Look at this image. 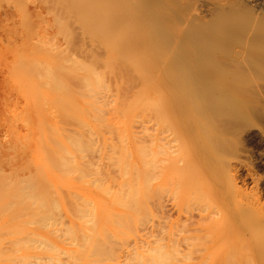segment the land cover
<instances>
[{
	"label": "bare ground",
	"instance_id": "obj_1",
	"mask_svg": "<svg viewBox=\"0 0 264 264\" xmlns=\"http://www.w3.org/2000/svg\"><path fill=\"white\" fill-rule=\"evenodd\" d=\"M10 1L4 0L5 4ZM14 1L18 5L19 2ZM24 1L28 5V0ZM214 1L33 0L34 9H37L35 5L38 6L35 3H39L38 9L42 10L41 14L37 10L38 16L36 12H33L36 15L31 13L30 8L26 12L23 5H18L31 39L29 46L23 45L26 49L30 48L28 53L19 48L22 42H27L26 34L21 36L26 42L23 39L20 43L19 39L17 47L11 45L12 49L16 47L14 51L17 55L14 57L13 53V59H17V64L14 62L16 67L12 73L21 85L19 96L22 90L25 91V95L21 96L23 102L18 101L20 109L18 106L17 109H22L24 113L20 116V111L15 116L12 114L15 119L14 126L13 123L12 127L8 125L11 128H6L4 119L6 126L0 129V147L51 148L50 151L46 149L48 152L40 151V156H45L42 159L43 176L44 171L52 173L47 180L49 185L45 182L42 187L38 184L40 189L38 185L35 188L32 183L35 176L31 173L34 176H29L32 182L23 181V187L19 189L22 191H18L20 194H14L16 189L9 193L10 196L14 194L16 200L24 199L20 202L25 205H22L24 212L26 206L28 212L30 208L32 213L38 210L37 220L31 219V223L27 220L29 224L36 221L37 225L42 222L44 228L56 226L51 231L54 228L57 239L53 241L40 233L28 238V231H25L28 233L25 234L28 236L24 238L26 241L9 238L13 246L18 244L15 251L19 250V253L20 249L33 244V248L40 246L41 250L46 249L43 250L45 255L34 254V251L30 255L7 254L5 258L0 256V264L6 261L10 264L11 261L23 264H42V261L44 264L218 263L212 257L191 263L193 258L178 256L179 248H166L162 245V238H159L161 243L158 239L155 241L152 230L155 180L158 181L159 192L168 189L165 176L160 177L161 165L158 159L154 160L151 131L153 115L160 116L168 109L167 88L179 93L174 98L178 105L174 109L211 117L227 109L226 101L230 97L227 89H215L214 83L239 78L246 80L249 67L253 73L255 69L264 70V0ZM21 3H24L23 0ZM36 16L39 23L34 28ZM33 19L36 21L29 24ZM71 24L83 36V46L77 43L81 47L79 53L78 50H70L77 31L72 28V32ZM10 39V43L15 41ZM1 60L4 61L3 58ZM161 73H165L164 78ZM259 73L257 71L255 76L263 78L264 72L262 75ZM17 109L14 111L17 112ZM7 116L12 121L11 116ZM2 172L0 169V176L5 174V171ZM6 175L9 177L7 183L13 184L15 179H10L12 174ZM10 180L13 182L10 183ZM19 181H22L21 178ZM8 184L5 183V186L9 190ZM5 189L3 191L7 193L4 196H9ZM197 193L195 191V197ZM1 195L3 193L0 194L3 198ZM9 198L11 204L8 200V203L4 201L6 204H1L5 213L19 203V200L16 202L15 198ZM30 204L36 207L32 209ZM200 205V211L205 212L201 217L216 224L218 220L225 221L223 225L228 224L226 221L239 219L247 212L244 209H223L207 201H202ZM216 206L219 209H215ZM260 207L264 208V204ZM218 211L219 219L217 215L215 217ZM161 223L159 221L160 226ZM242 226L244 231L252 229L246 223ZM13 231L9 234H15L16 231ZM4 234L1 235L4 237ZM62 242L70 247H61ZM259 246L264 250V243ZM63 253L67 254L65 260H62L64 255L61 257ZM225 263L228 264L227 261Z\"/></svg>",
	"mask_w": 264,
	"mask_h": 264
},
{
	"label": "rangeland",
	"instance_id": "obj_2",
	"mask_svg": "<svg viewBox=\"0 0 264 264\" xmlns=\"http://www.w3.org/2000/svg\"><path fill=\"white\" fill-rule=\"evenodd\" d=\"M11 1L10 3L8 2L9 3L8 7L10 6ZM16 1L17 3L19 2L18 5H20V7L23 5L24 9L26 8L25 11L30 8V11H32L31 13L36 12L37 14L39 11L41 14L42 12V10L38 9L39 3H35L38 4V6L35 5V8L37 7V9L36 10L34 9V2H36L37 0L36 1L34 0V2L33 0H31L32 2H29L30 0H28L27 3L28 5H25L26 3L24 0H23L24 3H21V0H16ZM215 1L218 2L219 0H215ZM12 2L13 5L11 4V6L8 8L7 7L8 3L5 4L4 0L3 1L0 0V3H2L0 4L1 7L0 23L2 24V26L0 24V31H1L0 54L1 52L3 53V51H5L3 54L4 56L1 54L3 57L0 55V61H1L0 62V68H1L0 69V120L2 119V123H3L2 124L0 122V129H4L6 123H7L6 128L8 127L11 128L12 127L11 123H13L14 126L13 119H15L14 118L15 114L17 115L18 111H20L19 113H21L18 114L19 116L22 115V113H24L22 109L19 110L20 106L18 105H20L19 102L21 101L23 102L22 97L25 95L24 94L25 91L22 90V93L19 96L21 92L20 90L21 85L18 81L15 80V75H13L14 73L13 69L14 67H16V65L13 66V64L14 62L15 64H17V59L15 58L13 59V53L15 54L16 47L17 45H19L18 43L19 39L21 43V40H23L26 37L27 42L25 41V39L23 41H25L27 45L26 43L22 42V44H20L19 47L21 49L23 48L22 51L23 53L29 51L30 49L29 47L27 49L24 47L29 46L30 42L28 43V41L31 40L30 37H28L29 32L26 30L27 27L25 28V25L22 22V18H23L22 11H20L19 9L20 7L16 4L14 0ZM2 12L5 14H3ZM33 14L36 15L35 13ZM210 18L211 17L209 16V19ZM34 19L32 21L30 20L29 24L34 23V21H36ZM36 22L37 23H34L33 26L34 28H37L35 26H37L36 24L39 23L38 19ZM72 23L75 26V23L74 22ZM73 24L71 25L73 26ZM72 26L70 29L74 28V26L73 27ZM77 28H74V30L77 31L76 34L74 35L75 39L73 40L71 46L72 48L70 47V50L74 51L75 49L78 50L77 53H79L80 52L79 50L81 49L80 45L83 46V36H81L82 33ZM12 31L14 32L12 33ZM77 33L80 34L76 38L75 36H77ZM25 34L27 36H25L24 38L22 37L23 39H21V36H24ZM14 35L16 37H13ZM7 36L8 38L6 39ZM11 37L12 40L13 41L15 40L16 42L15 41L12 42V40L10 39ZM1 39H3L4 41ZM9 39L11 40L12 43L8 42ZM75 40H77L76 44H75ZM5 42H7L8 44ZM78 42L80 45L77 44ZM12 44L14 46L16 45V47L13 46V49L11 46ZM5 55H7V57H5ZM16 55L17 54H15L14 57H16ZM1 57L3 58L4 61L1 60L2 59ZM7 66L8 68L6 69ZM7 70H9L10 72L8 73ZM259 70H262L264 72L262 68H260ZM259 70L255 69L256 72L254 71L255 73H253L252 72L253 70L251 71L249 67V69L247 70L248 71L247 74H249V76L246 80L245 78L244 79L239 78L237 80L229 79L227 80L228 82L227 81L223 82L220 80L219 82L213 84V87L215 89L224 88L225 90L227 89L230 92L229 94L230 97L226 101L227 109H225L224 112L220 115H216V116L213 115L211 117L205 115L197 116L196 114L189 113L188 111L174 109L175 108L174 106L177 105L174 98L177 97L179 93L174 91L170 87L167 88L168 109L166 111H163V113H161L160 116L155 114L153 115V126L151 131L154 140V142L152 143L154 160L156 162L158 159V163H160L161 165L160 177L165 176L166 184L168 186V189H166L167 191L164 189L161 192H159L158 181L155 180L154 190H153V222H154L152 229L154 231L153 237L155 241L156 239H158L157 241H159L162 238L161 239L163 242L162 245L163 246L166 245V248L168 249L172 250V248H176V249L179 248L177 249L178 256L181 257L183 255L184 258L188 256L191 259L193 258L194 260L192 259L191 263H199L204 258H208V259L213 258V259H217L218 261L217 264H223L222 262H224V264H227L225 263L226 261L228 262V264H232V263L238 264V262H240L239 264H241L242 262H243L242 264H259V263L264 264V250L259 246L260 243H264V220L262 222V218L264 217V213H263L264 208L260 207L261 204H264V137H263L264 135H261V131L264 132V74L262 76L263 78L259 76H255L257 75L256 74L257 71L259 73ZM262 71H260L261 75H262ZM154 72H155L154 74H156V70ZM164 74L161 75L163 76V78L165 77ZM154 77H155L154 80H156V75ZM163 78H161V80H163ZM16 84L19 87L16 86ZM162 84L163 83L160 84L161 88L164 89V85ZM8 106L10 108H8ZM17 106L19 109H17ZM16 109L17 112L14 111ZM7 115L11 116L13 122L9 119L10 117L8 118ZM3 116L5 117L2 118ZM4 119L6 123L4 122ZM9 124L11 127L8 126ZM17 124L19 125L18 122ZM159 125L161 126L160 128ZM44 148L43 147L30 148L24 146H22V148L19 146L18 148L17 146L0 147V169H1V173H4L2 171H5V174L0 176V184L2 182V184L0 185L1 188L0 194L3 193V195H1L2 197L4 196L5 193H7V191H3V190L5 188H6L5 190H8L7 187L5 186V183L8 184L7 182L9 181L8 180L9 177L6 174L8 175L12 174L10 176L11 177L10 179L11 180L15 179L13 180L14 181L13 184L7 185V186L10 185L8 190L9 196H7L6 194L3 198H0V210H1L0 214L4 212V209L2 208H4L3 205L5 202L8 203L9 201V203L11 204L10 202L11 200L9 197L15 198L13 196L14 194L21 193L18 191H22L19 189L23 187V184L25 183L26 179L32 182L29 176H31L32 174L35 176L34 177L32 175L35 178L32 183L35 185V188L39 187L38 189H40V186L42 187L43 183L45 182L47 183V180L49 181L48 178L52 173L49 172L48 174L47 171H44L45 173L44 176L47 179L43 176L42 163L44 162H42L43 161L42 159H44L45 156L42 155L44 157H41L40 151L48 152V150L50 151L51 148L50 147H44ZM12 155L14 158L11 157ZM37 167L38 169H35ZM39 171L41 174L39 173ZM27 173L29 175H27ZM14 174L16 175L14 176ZM26 176L28 177L25 178ZM17 177L19 178L17 179ZM20 178L22 181H19ZM41 179L43 180L41 181ZM11 180L10 183L13 182V181L11 182ZM23 181L24 183H22ZM34 181L37 184H35ZM48 183L47 185H49ZM14 184L16 186H14ZM2 187H4V189ZM14 189H16L17 191L14 194H12V196H10V194L14 192ZM28 189H23V190H28ZM10 190H12V192ZM9 191L11 193H9ZM195 191L199 192L197 193L196 196L197 198L195 197L194 194ZM190 192L193 193L191 194ZM179 194L181 196H179ZM187 194H189V196L191 195L192 196L189 198ZM22 199L21 198L20 200L17 199L19 200V203H16V205L18 204L20 207H18V205L17 207L13 205V207L15 208L12 207V210L10 211L8 210L7 211L8 213H5L6 212L5 211L4 212L5 215L2 214L1 215L2 217L0 216L1 218L0 225H2L5 222V224L1 226L2 228L0 227L1 229L0 242L2 244V245L0 244V256H3V258H5L4 256H6L7 254H8L7 256H10L11 254L19 253V250L15 251L16 248H18V244H15L16 247L13 246V241L10 239L17 240L20 238L21 240L23 238L22 240H24V238L28 237L26 236L28 235V233L30 236L28 238H31L40 233L41 236L43 235L45 238L48 237L51 240L53 239V241L54 240L56 241L57 239L53 231L54 228L51 231V228L56 226H52V227L50 226L48 228L47 227L44 228L42 227L43 226L42 222H39V225H37L38 223L36 224V221L33 222V224H29L27 222V220H29L30 222L31 219L37 220L38 218L37 215L39 212L38 210L37 211L35 210L37 212L36 213L33 210L37 216V217L35 216L36 218L34 217L35 214L33 215L34 212L32 213L31 208L30 211L28 212L29 209L27 210V206H26L24 212L23 206L25 205L20 204ZM198 199L200 200L199 202L196 201ZM14 200H16V198ZM17 200L16 202H18ZM202 201H204L205 203L207 201L208 203L217 205L218 207L219 206L224 207L223 209L225 208L230 210L244 209L247 212L244 213L239 219H236L234 221L232 220L233 223L232 221L231 222L226 221L228 222V224L226 223L225 225H223L225 221L222 223V221L218 220L219 219L218 216H220L219 215L220 211H218V214L215 213V217L216 215L218 217V219H216L217 217L215 218V221L218 220V222L216 221L217 222L216 224L214 221L206 220L203 219V217H201L202 215L205 214V212H202V210L200 211V206H201L200 204L202 203ZM30 205L32 206V204ZM31 206L28 205V207ZM33 206L32 209L36 207ZM217 206L215 207V209H219ZM16 210H18V212H16ZM11 211H13L12 214L9 213ZM25 213L28 217L25 215ZM63 214H64L63 216L65 217L66 214L64 212ZM16 219L17 221H15ZM67 220L68 219L66 218V221ZM159 221L162 222L161 226L159 225ZM17 222L18 224H16ZM219 222L220 225H218ZM242 223L251 225L252 226L251 231L250 232L244 231ZM12 224H14L15 227H13ZM17 225L20 226L18 227ZM21 226L22 227L24 226L23 229ZM8 229L10 231L11 230L16 231L19 229L22 232L18 230V233L21 232L24 234L21 233L18 234L16 231L15 234L12 235L9 234L10 231ZM222 230L224 232H222ZM25 231H28V233ZM30 231L32 232L30 233ZM1 234H4V237ZM28 238L27 240H29ZM24 241H26V239ZM159 242L161 243V241ZM8 243L9 245H7ZM3 244L6 245L4 246ZM11 244L12 246H10ZM21 245L22 244H19V246ZM36 245L37 244H35V246ZM6 246L8 247L10 246V248ZM31 246L32 247H28L26 249L24 248L25 250L23 248L20 249V253L16 255H28V254L30 255L31 253L33 254V252L31 251H34V254L42 255L46 252L43 251L46 249L42 248L41 250L40 246L39 247L37 246L39 250L35 249L37 247L33 248L34 247L33 244H31ZM60 246L61 247L65 246L67 248L70 247L69 245L66 244V242L60 243ZM155 246H157L156 242H155ZM12 248L14 249V252ZM63 255L64 257H62ZM183 256L181 258H183ZM61 257L62 260H65L67 258V254L65 256V254L63 253ZM236 259L238 262H236ZM260 261H263V263ZM13 262L15 263H12L11 261V264H23L17 261H13ZM7 263L10 264V261H6L5 264ZM42 264H44L43 261Z\"/></svg>",
	"mask_w": 264,
	"mask_h": 264
}]
</instances>
